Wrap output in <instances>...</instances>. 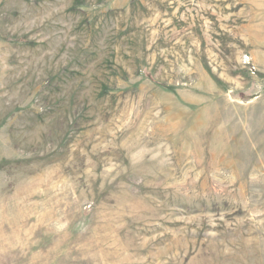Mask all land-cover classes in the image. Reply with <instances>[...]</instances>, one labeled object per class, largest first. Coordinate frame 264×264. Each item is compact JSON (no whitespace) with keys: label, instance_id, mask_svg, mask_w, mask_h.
<instances>
[{"label":"rangeland","instance_id":"obj_1","mask_svg":"<svg viewBox=\"0 0 264 264\" xmlns=\"http://www.w3.org/2000/svg\"><path fill=\"white\" fill-rule=\"evenodd\" d=\"M0 264H264V0H0Z\"/></svg>","mask_w":264,"mask_h":264}]
</instances>
